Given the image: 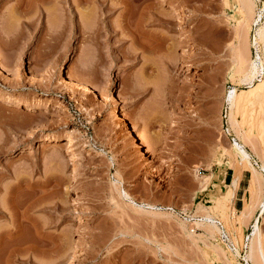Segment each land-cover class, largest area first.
<instances>
[{"label": "rangeland", "instance_id": "1", "mask_svg": "<svg viewBox=\"0 0 264 264\" xmlns=\"http://www.w3.org/2000/svg\"><path fill=\"white\" fill-rule=\"evenodd\" d=\"M176 1L0 0V264H264V0Z\"/></svg>", "mask_w": 264, "mask_h": 264}, {"label": "bare ground", "instance_id": "2", "mask_svg": "<svg viewBox=\"0 0 264 264\" xmlns=\"http://www.w3.org/2000/svg\"><path fill=\"white\" fill-rule=\"evenodd\" d=\"M84 1H87L86 3H89L91 0H82V2H84ZM89 1V2H88ZM171 1H173V0H171ZM171 3V2H170ZM173 3V2H172ZM174 3L176 4L177 3V1L176 0H174ZM173 5L174 4H172V7H173ZM178 5V4H177ZM176 5V6H177ZM112 7V6H111ZM110 7V9H112ZM74 8V7H73ZM176 8V7H175ZM178 8H180V6L178 7ZM178 8H176L177 10H178ZM72 10V9H71ZM76 10V9H75ZM75 10H73V11H75ZM182 10V9H181ZM71 13H72V11H70ZM77 12V11H76ZM176 12H178V11H176ZM70 13V14H71ZM179 13V12H178ZM182 13V12H181ZM73 14H75V13H73ZM159 15V14H158ZM158 15H154V19H153V21L154 20H157V21H159V22H161L162 21V19H164V22H165V20H167V19H165V18H161L162 16H158ZM166 17V16H165ZM167 22V21H166ZM168 22H169V20H168ZM162 23V22H161ZM171 23V22H170ZM163 24H165V23H163ZM74 26V25H73ZM73 29H77L78 31L79 30H81V29H78V27H76V25L74 26V28ZM81 31H83V30H81ZM82 33V32H81ZM74 37H75V35H74ZM253 40H254V38H253ZM141 43V42H140ZM139 43V44H140ZM142 44V43H141ZM143 45V44H142ZM141 45V46H142ZM146 46V45H145ZM144 46V47H145ZM146 49H147V47H145ZM149 48V47H148ZM146 49H144V50H146ZM150 49V48H149ZM189 56V55H188ZM2 56H0V58H1ZM186 57V56H185ZM187 59L189 58V57H186ZM185 58V59H186ZM191 58H193V57H191ZM166 59V58H165ZM172 59V58H171ZM190 59V58H189ZM188 59V60H189ZM2 61V60H1ZM0 61V62H1ZM176 61V60H175ZM164 62V61H163ZM174 62V61H173ZM173 62H171V61H167V60H165V65L170 69V70H172V69H178L177 67H178V64H175V63H173ZM253 67H256L255 65L253 66ZM169 70V71H170ZM255 71V70H254ZM176 75V74H175ZM176 77V76H175ZM174 80V82H175V79H173ZM176 83V82H175ZM173 84V83H172ZM176 87V86H175ZM3 88V87H2ZM171 88V87H170ZM173 88H174V86H173ZM2 89H0V97H2V96H4L5 97V93H3L2 91H1ZM171 90H172V88H171ZM250 90H254V87H251L250 88ZM173 91V90H172ZM245 92V91H244ZM245 94V93H244ZM244 94H238L236 91H232V92H230V93H228V95L226 96V101H227V103H228V111H227V116H228V119H229V121L228 122H230V124H231V126L233 127L237 122V116H236V111L239 109V107L241 108V106H242V104H243V102L244 101H246V95H244ZM7 96H8V94H7ZM120 96V95H119ZM9 97H11L10 95H9ZM248 98V97H247ZM16 104H18V103H16ZM243 107V106H242ZM16 109H17V107H16ZM240 111V109L238 110V112ZM121 114V113H120ZM122 115H124V114H122ZM120 117V116H119ZM116 118H117V116H116ZM123 118H124V116H123ZM127 119V118H126ZM116 120H119V119H116ZM123 121V120H122ZM125 122V121H124ZM120 125V124H119ZM124 125H126V124H124ZM133 125V124H132ZM132 125H131V127H132ZM136 125V124H135ZM134 125V127L133 128H135V130H136V134H137V136H138V138H139V141L141 140V142H142V144H144V143H147L146 142V140H145V137H144V135H143V133H141V130H139V129H137V126H135ZM122 126V125H121ZM126 127V126H125ZM128 127V126H127ZM77 138H78V136H77ZM77 138H76V135L73 133H67L66 135H65V137H64V139H65V141L67 142L66 144H67V146L69 147V148H71V147H74L75 145H77L78 144V140H77ZM62 144H64V146H66V144H65V142L63 143V142H61ZM47 144V143H46ZM49 144V143H48ZM52 144H54V143H52ZM59 145V144H58ZM57 145V143H56V146H58ZM64 146H62V147H64ZM55 147V146H54ZM237 147V146H236ZM145 148V147H144ZM146 148H147V146H146ZM237 148H239L240 150H242V152L243 153H245V151H243V148H242V146L241 145H239L238 144V147ZM238 150V149H237ZM150 151V150H149ZM149 151H147V153L149 152ZM150 154V153H149ZM244 156H245V154H244ZM243 156V157H244ZM248 156V155H247ZM74 157H76V154H74ZM73 157V158H74ZM242 158V157H241ZM75 159V158H74ZM242 159H244V158H242ZM248 159V158H247ZM76 160H77V157H76ZM79 161V160H78ZM75 162V161H74ZM76 164H78V162H76ZM263 169H264V166H263ZM264 171V170H263ZM237 186H238V179L236 178L233 182H232V186H231V188H232V190H231V192H233L236 188H237ZM4 205V204H3ZM2 206V205H1ZM1 209H4V207L3 208H0V211H2ZM6 209V208H5ZM29 209V208H28ZM0 214H2L1 212H0ZM4 215V214H3ZM209 215V214H208ZM18 216V215H17ZM30 217V216H29ZM29 217H27V216H23V218H25L26 219V221L28 222H32V219H31V217L29 218ZM22 218V217H21ZM206 219L209 221V222H213L214 221V218L212 217V215L211 216H207L206 217ZM23 220V219H22ZM16 222H17V220H16ZM21 223V222H20ZM207 224V223H206ZM21 225V224H20ZM197 225H198V223H197ZM202 225V224H201ZM22 227V226H21ZM38 227V226H37ZM210 227H211V230H213V229H216V228H218L216 225H214V224H211L210 225ZM38 229V228H37ZM207 229V228H206ZM40 230V229H39ZM209 230V229H208ZM21 233V232H20ZM38 233V232H37ZM256 233V232H255ZM12 234V233H11ZM18 234V233H17ZM13 235H15V234H13ZM39 235V234H38ZM211 235H213V234H211ZM240 235V234H239ZM239 235H237L238 237H239ZM255 237V238H254ZM254 237H252L251 238V241H250V251H249V260L250 261H252L251 263H256L255 262V256H256V252H257V254H258V239L256 238V236H255V234H254ZM64 241V240H63ZM63 243V242H62ZM62 243H61V245H62ZM65 245V244H64ZM64 245H62L61 247H60V249L61 250H63V249H65L66 247L64 246ZM45 246V245H44ZM67 246V245H66ZM28 247V246H27ZM26 247V248H27ZM65 247V248H64ZM30 248V247H29ZM67 249V248H66ZM65 249V250H66ZM59 250V249H58ZM64 250V251H65ZM65 253V252H64ZM248 256V255H247ZM257 257H258V255H257ZM248 258V257H247ZM257 261V260H256ZM259 264V263H258Z\"/></svg>", "mask_w": 264, "mask_h": 264}, {"label": "crops", "instance_id": "3", "mask_svg": "<svg viewBox=\"0 0 264 264\" xmlns=\"http://www.w3.org/2000/svg\"><path fill=\"white\" fill-rule=\"evenodd\" d=\"M228 180L232 181L231 176L228 177ZM241 191H242V182H240V184H239V187H238V189L236 191V195H238L239 192H241Z\"/></svg>", "mask_w": 264, "mask_h": 264}]
</instances>
